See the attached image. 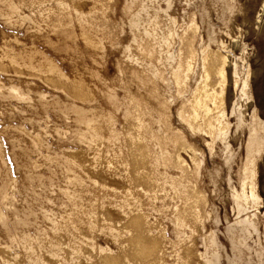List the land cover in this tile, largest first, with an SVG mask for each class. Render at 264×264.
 <instances>
[{
    "label": "rangeland",
    "instance_id": "obj_1",
    "mask_svg": "<svg viewBox=\"0 0 264 264\" xmlns=\"http://www.w3.org/2000/svg\"><path fill=\"white\" fill-rule=\"evenodd\" d=\"M148 44L154 59L136 52ZM123 58L156 80L182 131L175 155L206 194L197 248L208 238L214 264H264V0H0V254L6 245L29 264L11 249L63 210L68 179L126 185L102 157L90 162L86 143L87 124L110 110L106 85L122 94ZM182 104L194 108L188 120ZM96 214L122 225L108 205ZM172 229L170 239L182 234Z\"/></svg>",
    "mask_w": 264,
    "mask_h": 264
},
{
    "label": "bare ground",
    "instance_id": "obj_2",
    "mask_svg": "<svg viewBox=\"0 0 264 264\" xmlns=\"http://www.w3.org/2000/svg\"><path fill=\"white\" fill-rule=\"evenodd\" d=\"M141 50L154 59L151 44L139 46L137 54ZM122 62L116 79L122 94L114 95V85H106L111 95L110 110L100 116L99 125L92 121L87 124L90 138L86 143L94 148L90 162L94 165L102 157L107 168L122 172L126 185H95L91 178L68 179L62 187V213H46L45 226L38 232L23 233L16 242L18 250L11 249V255L22 252L29 264H191L193 260L214 264L213 243L205 239L204 250L200 251L193 242L208 211L196 169L184 166L175 155L183 141L182 131L172 125L166 98L156 80L125 58ZM158 74L161 77L160 70ZM181 110L187 120L194 113L193 106L185 104ZM117 111L124 123L114 127ZM68 183L78 187L70 193ZM104 205L120 214L122 225L96 219V209ZM144 208L153 209L155 216L148 219ZM167 223L175 233L182 234L170 239ZM97 234L117 243L116 257L104 256L106 248L95 241ZM85 247H90L93 255L85 253ZM5 248L0 264H14L8 246Z\"/></svg>",
    "mask_w": 264,
    "mask_h": 264
}]
</instances>
